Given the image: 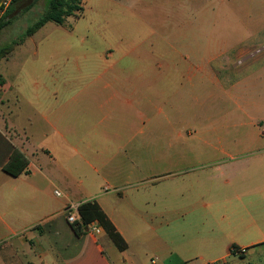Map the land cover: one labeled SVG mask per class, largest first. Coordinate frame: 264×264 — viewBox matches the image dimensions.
Here are the masks:
<instances>
[{"label":"crops","instance_id":"obj_1","mask_svg":"<svg viewBox=\"0 0 264 264\" xmlns=\"http://www.w3.org/2000/svg\"><path fill=\"white\" fill-rule=\"evenodd\" d=\"M35 55L0 86V264H189L264 243V149L203 178L157 172L186 159L143 153L144 76L109 63L68 76ZM14 150L27 160L16 177L2 169ZM88 201L123 249L74 233L65 210Z\"/></svg>","mask_w":264,"mask_h":264},{"label":"rangeland","instance_id":"obj_2","mask_svg":"<svg viewBox=\"0 0 264 264\" xmlns=\"http://www.w3.org/2000/svg\"><path fill=\"white\" fill-rule=\"evenodd\" d=\"M45 4L8 5L13 8L0 29V50L22 44L0 59L3 79H11L34 52L35 60L62 62L68 76L78 74L75 65L87 77L107 63L144 76L143 153L171 151L186 159L157 172L203 178L264 149V0H81L80 14L62 26L47 22L23 39ZM263 247L243 257L214 261L205 255L189 264H264Z\"/></svg>","mask_w":264,"mask_h":264},{"label":"trees","instance_id":"obj_3","mask_svg":"<svg viewBox=\"0 0 264 264\" xmlns=\"http://www.w3.org/2000/svg\"><path fill=\"white\" fill-rule=\"evenodd\" d=\"M22 1L25 0H10L9 5H15L17 3H21ZM12 8L13 7H9L2 15H0V29L9 23L10 19L8 16L12 12ZM28 8H30V6ZM82 10L83 8L81 6V0H46L42 15L34 23L26 28L22 37L24 39L28 36H31L47 22H52L57 26H62L67 17L80 14ZM13 45L15 44L12 43L11 45H8L0 50V59L3 58V54H5L6 51L9 52L12 50ZM3 82V78L0 77V86L3 84ZM26 166L27 160L24 155L19 151L14 150L10 155L8 162L3 166L2 169L6 174L16 177L25 171ZM76 215V221L71 224L76 235L79 236L86 232V226L89 223L97 222L102 230L112 240L116 248L123 249L125 247L121 236L118 234L106 215L95 202L88 201L78 205L76 208ZM234 250H237V247L233 246L231 248V254H233ZM240 257H243V255Z\"/></svg>","mask_w":264,"mask_h":264},{"label":"built area","instance_id":"obj_4","mask_svg":"<svg viewBox=\"0 0 264 264\" xmlns=\"http://www.w3.org/2000/svg\"><path fill=\"white\" fill-rule=\"evenodd\" d=\"M10 0H4L1 4V10H0V15H2L4 13V11L7 9L8 5H9ZM55 194L58 196L59 193L57 191H55ZM74 207H67L65 212H66V221L69 224H73L76 219H77V215H76V209L74 211ZM102 231V228L100 227V225L97 222H91L86 226V232L90 233V234H94V235H98L100 232ZM264 246V243H263ZM234 255H243L244 254V250L241 249H237L234 250L233 252Z\"/></svg>","mask_w":264,"mask_h":264},{"label":"water","instance_id":"obj_5","mask_svg":"<svg viewBox=\"0 0 264 264\" xmlns=\"http://www.w3.org/2000/svg\"><path fill=\"white\" fill-rule=\"evenodd\" d=\"M2 2L0 3V6H1Z\"/></svg>","mask_w":264,"mask_h":264}]
</instances>
